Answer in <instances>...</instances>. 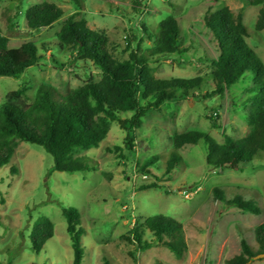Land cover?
<instances>
[{
	"label": "rangeland",
	"instance_id": "1",
	"mask_svg": "<svg viewBox=\"0 0 264 264\" xmlns=\"http://www.w3.org/2000/svg\"><path fill=\"white\" fill-rule=\"evenodd\" d=\"M42 2L60 7L62 16L48 27L30 29L24 12ZM223 7L234 14L241 11L249 32L245 41L264 63V28L255 29L260 5L243 6L241 0H84L82 9L69 0H0V33L8 38V47L31 42L39 55L18 78L0 77V107L6 94L20 85L25 94L15 103L25 107L32 103L39 86H49L63 96L88 77L100 79L96 67L77 60L57 41L61 25L74 13H80L90 29L107 36L109 50L117 59L127 58L132 51L147 54L155 46L158 23L173 17L179 26L178 47L183 51L150 57L148 65L159 79L201 76L204 82L197 93L209 92L213 85L208 75L217 45L204 18ZM250 82L247 75L222 95L167 100L150 109L141 127L131 133L132 147L119 123L110 122L106 138L97 147L72 154L86 160L88 171L48 174L51 156L39 146L18 142L9 163L0 167V264H72L61 214V207L67 206L78 210L84 229L81 264H223L239 253L240 239L255 248L254 228L264 222V152L239 170H218L206 165V145L200 140L178 151L182 162L169 180L163 175L174 134L197 130L222 143V132L233 139L249 132ZM210 114L219 129L211 128ZM152 155H158V160L142 170V163ZM151 183L163 189H141ZM215 188L226 200L237 196L254 202L259 213L243 212L216 200ZM41 215L52 222L53 236L35 253L29 235ZM153 215L182 224L186 247L180 257L160 245L140 251L130 242L131 229ZM143 238L151 240L152 236L145 230ZM248 264H264V258Z\"/></svg>",
	"mask_w": 264,
	"mask_h": 264
},
{
	"label": "trees",
	"instance_id": "2",
	"mask_svg": "<svg viewBox=\"0 0 264 264\" xmlns=\"http://www.w3.org/2000/svg\"><path fill=\"white\" fill-rule=\"evenodd\" d=\"M69 1L78 9L83 8L84 0ZM241 1L243 6L260 5L255 29L264 28V0ZM61 16V8L49 2L32 5L24 12L26 26L30 29L48 27ZM204 25L216 42L217 55L211 59L213 70L208 75L213 89L200 94L197 92L204 82L203 77L159 79L148 65L150 57L170 56L183 51L178 47L179 26L173 17L168 16L158 23L155 46L148 49L147 54L132 51L127 58L117 59L112 56L104 33L90 29L80 13L68 16L56 34L58 43L77 60L89 61L101 77L98 81L88 77L82 85L68 90L63 96L57 95L49 86H39L32 103L25 107L15 103L25 94L23 85L8 92L0 107V167L9 163L18 142H26L41 147L51 156L53 164L48 174L53 171H88L86 160L72 154L76 150L97 147L106 138L110 122L119 123L126 133L127 145L132 147L131 133L141 127L142 118L150 109L158 108L167 100L222 95L230 86L250 75L247 102L253 109L249 115V132L239 139L222 132V143H217L202 131L176 133L172 137V151L165 162L163 175L165 180H169L182 162L178 151L200 140L206 145L207 166L218 170H239L258 153L264 152V63L245 41L249 32L242 22L241 11L234 14L228 7H223L209 13L204 18ZM38 59L34 43L9 48L8 38L0 33V77L18 78ZM207 119L211 128H220L211 114ZM157 160L158 155H152L142 163L141 169L148 168ZM10 172L15 174V169L11 168ZM151 188L163 189L155 183L141 187ZM213 196L243 212L259 213L254 202L237 196L226 200L218 188L213 190ZM61 214L72 249V264H81L83 248L80 238L84 229L80 226V214L72 206L61 207ZM53 229L52 222L44 215L33 222L29 235L33 252L42 250L45 242L53 236ZM145 230L151 234V240L143 238ZM130 232V242L140 251L160 245L178 258L186 247L182 224L162 215L145 219ZM254 241L255 248L240 239L239 253L223 264H248L251 257L264 254V222L254 228ZM104 264L108 263L105 261Z\"/></svg>",
	"mask_w": 264,
	"mask_h": 264
},
{
	"label": "water",
	"instance_id": "3",
	"mask_svg": "<svg viewBox=\"0 0 264 264\" xmlns=\"http://www.w3.org/2000/svg\"><path fill=\"white\" fill-rule=\"evenodd\" d=\"M256 258H264V254H258V255H256V256H253V257H251L250 260H252V259H256Z\"/></svg>",
	"mask_w": 264,
	"mask_h": 264
}]
</instances>
